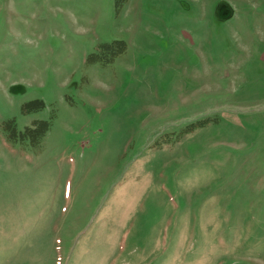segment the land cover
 Wrapping results in <instances>:
<instances>
[{"label":"rangeland","instance_id":"1","mask_svg":"<svg viewBox=\"0 0 264 264\" xmlns=\"http://www.w3.org/2000/svg\"><path fill=\"white\" fill-rule=\"evenodd\" d=\"M0 264H264V0H0Z\"/></svg>","mask_w":264,"mask_h":264},{"label":"trees","instance_id":"2","mask_svg":"<svg viewBox=\"0 0 264 264\" xmlns=\"http://www.w3.org/2000/svg\"><path fill=\"white\" fill-rule=\"evenodd\" d=\"M128 0H114V6L117 13H119ZM101 51L99 53H92L89 56V60H101L102 62H111L116 56L124 53L127 50V43L123 39H115L111 42L102 43L100 45ZM45 106V102L42 99L32 100L24 104V111L30 112L32 110H38ZM217 116H208L205 118H199L188 124H186L181 130L169 132L163 134L160 139L157 140V144L176 142L182 139L187 133L194 131L197 128L205 127L210 122H218ZM50 120H36L33 125L27 126L24 130H17L16 121L14 119L8 120L3 123L5 129H11L8 131V138L13 141H29V144L35 149H41V144L44 136L51 128ZM175 134V135H173Z\"/></svg>","mask_w":264,"mask_h":264}]
</instances>
